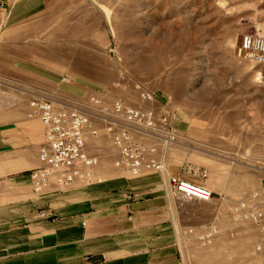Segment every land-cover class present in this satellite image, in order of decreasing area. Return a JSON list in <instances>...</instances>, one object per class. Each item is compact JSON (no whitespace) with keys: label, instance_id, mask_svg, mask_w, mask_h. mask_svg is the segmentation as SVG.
<instances>
[{"label":"rangeland","instance_id":"1","mask_svg":"<svg viewBox=\"0 0 264 264\" xmlns=\"http://www.w3.org/2000/svg\"><path fill=\"white\" fill-rule=\"evenodd\" d=\"M244 37L264 38V0H15L0 16V117L28 107L34 91L167 117L174 143L139 139L166 175L139 180H160L169 200L160 221L176 226L177 264H257L264 237L229 215L264 183V67L238 55ZM141 92L153 102L142 103ZM98 128L87 150L101 170L113 167L114 153ZM185 164L208 172L188 180L203 183L211 204L170 195L167 177ZM210 224L217 235L197 239Z\"/></svg>","mask_w":264,"mask_h":264},{"label":"crops","instance_id":"2","mask_svg":"<svg viewBox=\"0 0 264 264\" xmlns=\"http://www.w3.org/2000/svg\"><path fill=\"white\" fill-rule=\"evenodd\" d=\"M27 111L0 117V264H177L176 226L160 221L169 200L158 178L106 166L95 171L99 183L33 193L29 173L44 134Z\"/></svg>","mask_w":264,"mask_h":264},{"label":"built area","instance_id":"3","mask_svg":"<svg viewBox=\"0 0 264 264\" xmlns=\"http://www.w3.org/2000/svg\"><path fill=\"white\" fill-rule=\"evenodd\" d=\"M14 2L0 0V16ZM238 55L264 67V38L244 37ZM140 99L142 103H151L154 97L141 92ZM27 118L39 121L44 134V142L38 152L39 167L29 173L35 195H41L48 188L65 193L76 184L100 182L95 171L100 167L101 159L87 150V140L99 137V126L110 140L114 169L130 179L146 173L166 175L164 161L152 157L150 149L140 142V138L155 137L166 149L177 137L167 117L126 106L121 101L106 108L100 99L93 96L85 103L69 105L34 91L28 101ZM207 177L205 169L185 164L178 175L167 177L169 193L182 202L211 204L213 194L204 186L188 180L203 181ZM229 215L234 225L249 224L264 237V183L259 190L233 205ZM39 216L47 218L43 212ZM217 230L215 224H210L197 239L209 243L217 235ZM192 233L193 230H189V234ZM254 254L257 264H264V244L255 245Z\"/></svg>","mask_w":264,"mask_h":264}]
</instances>
